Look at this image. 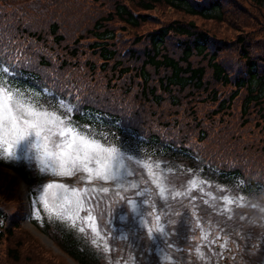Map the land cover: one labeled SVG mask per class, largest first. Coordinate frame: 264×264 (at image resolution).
Returning a JSON list of instances; mask_svg holds the SVG:
<instances>
[{
    "label": "trees",
    "instance_id": "trees-1",
    "mask_svg": "<svg viewBox=\"0 0 264 264\" xmlns=\"http://www.w3.org/2000/svg\"><path fill=\"white\" fill-rule=\"evenodd\" d=\"M0 35L12 41L4 58L21 62L9 83L70 103L73 118L119 145L181 159L264 203L262 0H0ZM0 165L30 187L37 178ZM16 185L0 169V264H59L19 231L24 203L8 207ZM50 233L82 264H102L71 231Z\"/></svg>",
    "mask_w": 264,
    "mask_h": 264
},
{
    "label": "rangeland",
    "instance_id": "rangeland-1",
    "mask_svg": "<svg viewBox=\"0 0 264 264\" xmlns=\"http://www.w3.org/2000/svg\"><path fill=\"white\" fill-rule=\"evenodd\" d=\"M167 10H171L168 5ZM150 11L155 18L163 14V9L158 6ZM9 84L44 109L59 108L60 101L52 106L44 102L35 89ZM60 111L63 113L64 109ZM71 119L97 134L108 146L121 149L125 157L121 179L105 182L94 177L87 182V174L83 171L76 172L72 177H60L50 170L41 172L42 164L38 157L43 154V146L47 144L48 150L53 151L54 142H59L58 137L49 141L43 139L51 135L47 129L41 134L40 150L32 146L36 143L32 138L31 145L22 142L21 146L13 149L18 159L8 158L3 152L5 146H0V158L15 165H24L31 174L37 175L29 188L28 197H24L30 211L21 221L19 231L52 255L59 264L79 262L54 241L50 234L54 231L60 235L71 231L81 243L100 256L102 264H264V203L254 195L236 188L237 184L216 182L213 185L212 180L199 170L193 168L189 172L181 159L150 153L133 144L119 145L97 126L78 121L72 116ZM51 131L54 133L58 129L53 127ZM144 164L150 165L154 176ZM155 177L159 178V184L153 183ZM193 179L208 183L189 192ZM18 181L25 195L26 182L21 175H18ZM50 182L62 183L67 188L54 187L44 192L43 187ZM85 187L89 189L87 195L95 197L85 202L93 217L90 221L84 220L87 211L77 216V197L72 192L73 188L82 190ZM105 187L109 189L107 193L102 191ZM161 187L165 189L164 197L159 193ZM38 188L39 192L36 191ZM177 192L181 195H175ZM65 195L67 201L63 199ZM198 195L210 204H203L206 206L204 208H194L189 199ZM224 197L230 198L233 203H228ZM38 199L40 202L36 203ZM20 200L16 195L14 199H8L9 209L18 205ZM3 203L7 204L5 201ZM157 217H160L159 221ZM254 223L258 224V228H249ZM158 224L168 233L166 241L159 239L160 234L155 232ZM89 225H94L96 231ZM45 227H49V231ZM149 229H152L151 234ZM154 237L157 238L155 243ZM164 255L169 257L167 261L161 259Z\"/></svg>",
    "mask_w": 264,
    "mask_h": 264
},
{
    "label": "snow or ice",
    "instance_id": "snow-or-ice-1",
    "mask_svg": "<svg viewBox=\"0 0 264 264\" xmlns=\"http://www.w3.org/2000/svg\"><path fill=\"white\" fill-rule=\"evenodd\" d=\"M11 43V39L5 43L4 37L0 35V146H5L3 147L4 154L8 158L18 159L19 157L13 149L21 146L22 142L31 145L32 139L36 141L32 146L40 150L42 147L40 144L41 134L47 129L51 135H46L43 139L49 141L53 137H58L59 142H54L55 150L53 151L48 150L47 144L43 146V154L38 157L42 164L41 172L50 170L60 177H72L76 172L83 171L87 174V182L92 181L94 177L105 182L121 179V168L125 159L124 153L117 147L108 146L97 134L71 119L70 114L74 110L72 106L61 101L57 109H44L39 103L29 100L21 90L9 84V79L17 74V68L21 63L17 61L13 64L4 58L3 53ZM60 109H64V112L61 113ZM53 127H56L58 131L53 133L51 131ZM128 159H131V157H128ZM137 163L141 162L137 161ZM143 166L149 169V173L154 176V173H151L150 165L144 164ZM189 171L191 170L189 169ZM126 173L127 170L125 169ZM153 183L159 184V178L155 177ZM207 183L202 179L199 181L193 179L190 181L191 186L188 191L190 192L198 188L199 185ZM54 187L67 188L62 183L50 182L46 187H43V191L47 192L48 189ZM132 187L135 188L136 185L133 184ZM36 191L39 192L40 189L38 188ZM92 191L95 192V189H92ZM102 191L107 193L109 189L105 187ZM72 192L77 197L75 201L77 216H79V213L87 211L88 215L84 217V220H92L91 210L85 207V202L86 200L90 202L95 197L87 195L89 192L87 187L82 190L73 188ZM159 193L161 197H164L165 189L161 187ZM175 195L179 196L181 193L177 192ZM63 199L67 201V195ZM224 199L228 203H233L228 197H224ZM35 202L39 203L40 200L38 199ZM45 207H47L46 203ZM159 219L160 217H157V221ZM89 226L93 231H96L94 225ZM80 231L83 232L84 229L81 228ZM155 232L160 234L159 239L167 240L168 233L165 232L163 226L158 224ZM151 233L152 229H149V234ZM156 239V237L153 238L154 243ZM157 246L159 247V245ZM161 259L167 261L169 257L164 255Z\"/></svg>",
    "mask_w": 264,
    "mask_h": 264
}]
</instances>
